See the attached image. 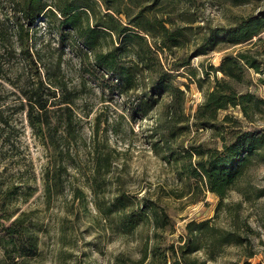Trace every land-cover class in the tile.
I'll use <instances>...</instances> for the list:
<instances>
[{
	"label": "rangeland",
	"instance_id": "374dc122",
	"mask_svg": "<svg viewBox=\"0 0 264 264\" xmlns=\"http://www.w3.org/2000/svg\"><path fill=\"white\" fill-rule=\"evenodd\" d=\"M183 7L187 4L178 6ZM13 9L8 0H0V222L8 225L23 214L38 238L35 257L15 258L22 264H149L144 254L152 245L175 243L186 222H200L216 212L214 224L245 230L243 236L249 239L250 246L246 250L229 246L214 260H205L198 252L199 260L203 264L264 262V196H255V189L264 186V161L253 159L221 206L214 194L189 188L188 181L181 180L162 159V134L158 128L166 123V116L158 117L168 99L164 98L145 118L134 115L131 98L119 95L117 90L111 92L107 75L93 68L90 58L58 41L51 31L56 22L47 24L43 17L35 20L25 44L18 37ZM262 9L264 1L258 0H197L189 11L201 14L192 25L195 28L204 21L211 26L231 25L238 17ZM194 39L193 33L191 45ZM20 44L30 53L31 61ZM191 45L177 50L175 55H189ZM257 48L253 47V51ZM227 51L231 50L192 57L190 66L197 70L196 77L179 71L182 75L176 83L185 91L183 112L190 120L203 99V91L212 85V74L204 76V70L217 66ZM260 76L251 72L250 85L241 89L264 98ZM141 77L136 80L139 86L147 82L145 75ZM197 79L201 80L202 90ZM39 81L44 85L46 101L40 113L50 122L53 139L46 129L44 137H38L29 123L27 96ZM63 100L71 101L67 104ZM66 106L70 108V133L64 123ZM254 118L256 124L264 123L258 115ZM168 140L172 148L177 143L208 148L220 145L210 130H196L193 126ZM61 160L66 167H60V181L48 192L45 174L51 173L55 165L58 167ZM190 186H194L192 180ZM120 194L134 210L143 196L157 200L172 217L173 230L157 231L162 240L156 241L150 223L141 221L132 227V232L124 233L120 207L114 201ZM6 217L9 221L4 220ZM248 252L253 256L248 258ZM1 258L2 248L0 264H5Z\"/></svg>",
	"mask_w": 264,
	"mask_h": 264
},
{
	"label": "trees",
	"instance_id": "16d2710c",
	"mask_svg": "<svg viewBox=\"0 0 264 264\" xmlns=\"http://www.w3.org/2000/svg\"><path fill=\"white\" fill-rule=\"evenodd\" d=\"M8 1L15 11L18 37L25 44L35 20L43 17L47 24L56 22L51 31L58 36V41L90 58L92 67L107 75L111 92L117 90L119 95L131 98L134 115L145 118L164 98L168 99L162 104L158 117L166 116V123L158 128L162 134V159L181 180L188 181L189 188L214 194L221 206L228 193L237 188L253 159L264 161V123L256 124L254 118L258 115V119L264 120V98L241 89L250 85L251 72L261 75L258 81L264 84V9L238 17L231 25L211 26L204 21L193 28L201 14L189 9L196 6L197 0ZM179 4H187V7L178 8ZM193 33L195 39L191 45ZM190 45L189 55H175L177 50ZM21 46V51L31 61L30 53ZM253 47L258 48L253 51ZM226 50L231 51L221 56L217 66L204 70V76L212 74V85L203 91V99L190 120L183 112L185 91L176 83V78L182 75L179 71L184 70L187 77H196L197 70L190 66L192 57ZM143 75L147 82L139 86L136 80ZM196 83L202 90L201 80L197 79ZM43 88L39 81L30 90L26 95V109L30 126L38 137H44L46 129L53 139L49 134L50 122L40 113L46 105ZM63 101L69 104L71 100ZM64 111V123L70 133L69 106ZM221 112L226 113L221 115ZM192 126L196 130H210L218 138L219 147L177 143L172 148L168 139H176ZM52 145L58 151L54 142ZM59 163L51 173L45 174L48 192L60 181V169L66 167L62 160ZM255 196H264V186L255 189ZM125 199L124 194H120L114 200L120 207L118 214L124 233L132 232V227L141 221L150 223L156 241L162 240L157 231L173 230L172 217L157 200L143 196L134 210ZM127 207L131 209L126 211ZM216 218L218 213L215 212L213 217L200 222L189 220L175 243L163 247L154 244L144 258L149 257V264H203L196 256L198 252L205 260H214L229 246L245 250L250 246L249 239L243 236L245 230L221 228L214 224ZM4 220L9 221V217ZM37 242L32 224L23 214L8 225L0 222L2 263L22 264L21 260L35 257ZM17 256L23 258L19 260ZM252 256L253 253H247L248 258Z\"/></svg>",
	"mask_w": 264,
	"mask_h": 264
}]
</instances>
